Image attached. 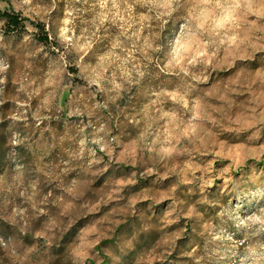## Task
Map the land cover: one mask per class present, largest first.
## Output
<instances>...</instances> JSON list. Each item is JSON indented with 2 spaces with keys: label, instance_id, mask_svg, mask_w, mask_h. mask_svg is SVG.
Wrapping results in <instances>:
<instances>
[{
  "label": "clouds",
  "instance_id": "9594fccd",
  "mask_svg": "<svg viewBox=\"0 0 264 264\" xmlns=\"http://www.w3.org/2000/svg\"><path fill=\"white\" fill-rule=\"evenodd\" d=\"M0 264H264V0H0Z\"/></svg>",
  "mask_w": 264,
  "mask_h": 264
}]
</instances>
